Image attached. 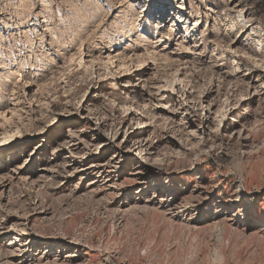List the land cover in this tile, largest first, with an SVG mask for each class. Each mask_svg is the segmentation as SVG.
<instances>
[{
	"label": "rangeland",
	"instance_id": "obj_1",
	"mask_svg": "<svg viewBox=\"0 0 264 264\" xmlns=\"http://www.w3.org/2000/svg\"><path fill=\"white\" fill-rule=\"evenodd\" d=\"M0 264H264V0H0Z\"/></svg>",
	"mask_w": 264,
	"mask_h": 264
}]
</instances>
